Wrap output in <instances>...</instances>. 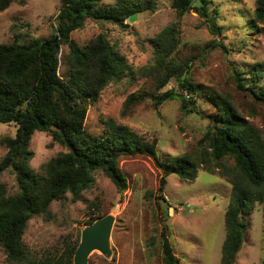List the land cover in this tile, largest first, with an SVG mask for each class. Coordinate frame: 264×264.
<instances>
[{"label": "rangeland", "instance_id": "rangeland-1", "mask_svg": "<svg viewBox=\"0 0 264 264\" xmlns=\"http://www.w3.org/2000/svg\"><path fill=\"white\" fill-rule=\"evenodd\" d=\"M154 1L153 10L134 12V18H127L125 25L87 18L81 27L71 31V37L84 44L104 31L131 68L142 69L154 60L150 38L175 22L179 43L174 54L192 58L188 77L204 88L202 95L194 96L200 113L184 112L179 96L158 105L152 97H146L125 107L129 93H149L155 89L154 73L137 70L102 88L98 99L88 106L86 130L100 135L103 128L100 118L112 117L147 140L156 138L160 157L189 152L199 159L203 151L198 141L215 111L206 93L211 90L215 96H227L237 112L248 118L264 137V103L256 101L248 90L239 89L234 79L236 69H243L247 75L254 64L260 63L257 85L264 83V21H251L255 0H209L208 11L214 14L221 33H213L209 22L193 8L179 16L171 0ZM115 2L104 0L106 4ZM59 5L60 0L11 2L0 10V43L11 42L15 34L22 40L49 35L56 27ZM213 39L221 44L212 45ZM66 51L67 46L62 45L61 53ZM64 69L61 64L60 71ZM167 88L186 91L179 88L174 77L160 90ZM15 127L13 122L0 121V159L7 149L1 138L12 135ZM29 148L33 151L29 163L37 170L44 161L65 149L43 130L32 133ZM222 162L229 167L233 165L230 157ZM118 166L126 176L124 189L120 190L97 169L93 184L83 189L78 198L67 191L61 199L51 201L49 214H33L28 219L22 240L30 258L55 256L81 234L88 218L110 213L114 216L109 237L111 253L104 255L94 249L87 264H169L163 257L165 240L172 245L178 264H222L224 212L232 191L225 170L209 160L198 166L195 178L187 180L170 173L159 189L161 171L152 155H121ZM0 181L10 192L17 188L15 174L9 168L0 170ZM160 196L166 200L162 202ZM252 206L251 211L242 214L246 226L234 264H259L264 256V199H255ZM0 264H17L6 258L2 246Z\"/></svg>", "mask_w": 264, "mask_h": 264}, {"label": "trees", "instance_id": "trees-1", "mask_svg": "<svg viewBox=\"0 0 264 264\" xmlns=\"http://www.w3.org/2000/svg\"><path fill=\"white\" fill-rule=\"evenodd\" d=\"M13 1L24 0H0V10ZM196 1L171 0V4L179 16L193 8L209 22L213 33H221L214 14L208 11L209 0H199L200 4ZM154 8V0H116L113 4L104 0H60L56 27L49 35L22 40L15 34L11 42L0 43V121L13 122L16 126L12 135L1 138L7 149L0 159V170H12L17 183L16 190L10 192L0 181V246L8 260L17 264H72L80 235L53 257L30 258L22 240L28 219L33 214H49L51 201L61 199L67 191L78 198L83 189L93 184L97 169L120 190L124 189L127 180L118 166V158L148 153L161 171L159 189L170 173L187 180L195 178L198 166L209 160L226 171L232 191L224 212L222 264H234L246 226L242 214L251 211L255 199H264V137L248 118L237 112L227 96H215L213 91L206 90L215 111L198 141L203 151L199 159L189 152L160 157L156 138L147 140L112 117L100 118L103 124L100 135L85 128L88 106L98 99L102 88L137 70L154 73L155 89L149 93H129L125 107L146 97H152L158 105L179 96L184 112L200 113L195 97L202 95L204 88L188 77L192 58L174 54L179 43L175 22L150 38L154 60L142 69H132L104 31L84 44L71 37V31L81 27L87 18L125 25L132 13ZM251 21H264V0H255ZM211 42L221 44L216 39ZM62 45L67 46L65 53H61ZM61 64L65 65L62 71ZM260 69V63L254 64L247 75L243 69H236L234 79L239 89L248 90L256 101L264 103V83L257 85ZM171 77L188 96L173 88L160 90ZM35 130L48 132L53 141L65 147L44 161L38 170L29 163L33 156L29 141ZM225 157L232 158L231 167L222 162ZM98 217L91 216L86 223ZM163 257L169 264H178L169 240L163 243ZM259 264H264V256Z\"/></svg>", "mask_w": 264, "mask_h": 264}, {"label": "water", "instance_id": "water-1", "mask_svg": "<svg viewBox=\"0 0 264 264\" xmlns=\"http://www.w3.org/2000/svg\"><path fill=\"white\" fill-rule=\"evenodd\" d=\"M193 1L191 0V3ZM134 16L135 13H132L129 19H133ZM160 200L164 202L166 198L160 196ZM113 221L114 216L107 213L83 227L79 243L74 251L72 264H87L89 253L94 249L99 250L104 255H110L109 237Z\"/></svg>", "mask_w": 264, "mask_h": 264}, {"label": "built area", "instance_id": "built-area-1", "mask_svg": "<svg viewBox=\"0 0 264 264\" xmlns=\"http://www.w3.org/2000/svg\"><path fill=\"white\" fill-rule=\"evenodd\" d=\"M184 94L187 95V96L189 95L186 91L184 92Z\"/></svg>", "mask_w": 264, "mask_h": 264}]
</instances>
